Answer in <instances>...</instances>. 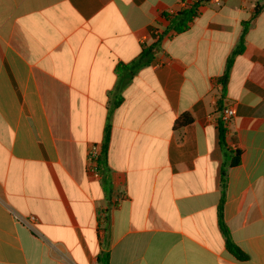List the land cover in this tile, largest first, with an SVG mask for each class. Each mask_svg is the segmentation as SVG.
Returning a JSON list of instances; mask_svg holds the SVG:
<instances>
[{
	"label": "crops",
	"instance_id": "crops-1",
	"mask_svg": "<svg viewBox=\"0 0 264 264\" xmlns=\"http://www.w3.org/2000/svg\"><path fill=\"white\" fill-rule=\"evenodd\" d=\"M209 0L188 30L177 0H0V264H264V11ZM245 50L226 88L238 46ZM165 36L120 92L107 172L101 151L117 66ZM236 116L224 220L218 206L224 108ZM190 113L192 124L176 121ZM36 218L33 227L20 222Z\"/></svg>",
	"mask_w": 264,
	"mask_h": 264
},
{
	"label": "trees",
	"instance_id": "trees-1",
	"mask_svg": "<svg viewBox=\"0 0 264 264\" xmlns=\"http://www.w3.org/2000/svg\"><path fill=\"white\" fill-rule=\"evenodd\" d=\"M209 0H198L194 6L189 9H185L179 11L175 15L167 16L169 19V29L176 33H183L189 29L190 24L193 22L195 17L198 15V9L201 3L207 2ZM264 1V0H260ZM262 11H264V4L258 3L255 7V11L253 13V19L256 18ZM250 22L244 23V31L241 37V40L238 46L235 48L231 56L228 58L226 69L223 76L220 78V83L223 85L225 89L229 79L230 74L235 63L236 58L241 55L245 50V34L249 28ZM165 36V34H159L157 36V40L154 44L148 46L144 45L143 50L140 56L131 62L130 64H119L117 66V73L119 76V81L117 85V93L114 96V101L112 105L108 108V122L105 127L104 139L101 146V151L99 158L97 160V165L102 172H107V160L110 148V141L112 135V125L110 123V118L114 109L118 107V105L123 101L120 92L126 87V85L133 79L134 75L143 67H146L150 64L151 60L154 58L155 51L159 48V44L161 39ZM193 117L190 113H183L180 118L176 121V127L182 128L192 124ZM219 132H220V143L222 146L223 152V163H222V171H221V182H220V201L218 206V220L220 230L225 238L226 248L227 250L239 261H247L248 255L244 253L235 241L232 238L230 229L228 228L225 220H224V204L226 200L227 188H228V177L229 171L232 167H235L240 164V156L241 152L239 150L233 151L229 148V140H228V130L223 125L222 120L220 119L219 123ZM99 264H109V253L102 252L98 256Z\"/></svg>",
	"mask_w": 264,
	"mask_h": 264
},
{
	"label": "built area",
	"instance_id": "built-area-1",
	"mask_svg": "<svg viewBox=\"0 0 264 264\" xmlns=\"http://www.w3.org/2000/svg\"><path fill=\"white\" fill-rule=\"evenodd\" d=\"M197 1L198 0H177L180 9L177 11L171 12V14L175 15L179 11L191 8L192 6L195 5V3ZM153 34L158 36L160 34V32L155 29ZM235 116H236L235 107L229 106V107H226L222 110L220 119L222 120L223 125L226 128H228L230 126V124L232 123ZM99 155H100V151H98L96 148H93L89 152V156H88L89 161L91 162V164L95 165L96 167L98 166L97 160L99 158ZM17 219L22 223H27V225H29L30 227H33V224L36 221V218L34 216L29 217L27 220H24V219L19 218V217H17Z\"/></svg>",
	"mask_w": 264,
	"mask_h": 264
}]
</instances>
